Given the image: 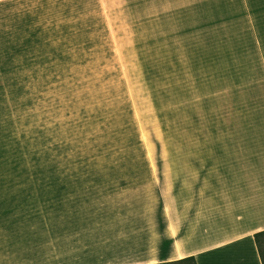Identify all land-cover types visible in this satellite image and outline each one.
Returning <instances> with one entry per match:
<instances>
[{"label": "rangeland", "instance_id": "374dc122", "mask_svg": "<svg viewBox=\"0 0 264 264\" xmlns=\"http://www.w3.org/2000/svg\"><path fill=\"white\" fill-rule=\"evenodd\" d=\"M250 123L264 0H0L2 233L152 202L169 156Z\"/></svg>", "mask_w": 264, "mask_h": 264}, {"label": "crops", "instance_id": "0c3cea01", "mask_svg": "<svg viewBox=\"0 0 264 264\" xmlns=\"http://www.w3.org/2000/svg\"><path fill=\"white\" fill-rule=\"evenodd\" d=\"M227 127L232 137L195 139L169 156L152 202L138 200L121 214L112 206L94 215L28 209L21 233L10 221L2 233L0 224V264H158L190 256L197 264H263L256 233L264 230V124Z\"/></svg>", "mask_w": 264, "mask_h": 264}, {"label": "trees", "instance_id": "16d2710c", "mask_svg": "<svg viewBox=\"0 0 264 264\" xmlns=\"http://www.w3.org/2000/svg\"><path fill=\"white\" fill-rule=\"evenodd\" d=\"M256 241L264 264V230L256 233ZM158 264H197V262L194 256H190L183 260H179L175 262H164Z\"/></svg>", "mask_w": 264, "mask_h": 264}]
</instances>
